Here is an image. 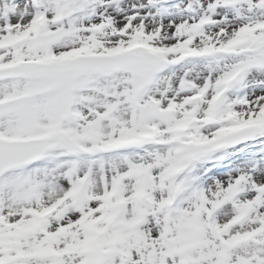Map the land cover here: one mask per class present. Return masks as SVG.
Segmentation results:
<instances>
[{"label":"snow or ice","instance_id":"snow-or-ice-1","mask_svg":"<svg viewBox=\"0 0 264 264\" xmlns=\"http://www.w3.org/2000/svg\"><path fill=\"white\" fill-rule=\"evenodd\" d=\"M0 264H264V0H0Z\"/></svg>","mask_w":264,"mask_h":264}]
</instances>
